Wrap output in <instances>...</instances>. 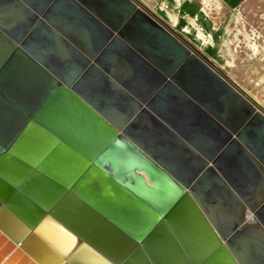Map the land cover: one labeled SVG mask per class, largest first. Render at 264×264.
I'll use <instances>...</instances> for the list:
<instances>
[{
    "label": "water",
    "instance_id": "obj_1",
    "mask_svg": "<svg viewBox=\"0 0 264 264\" xmlns=\"http://www.w3.org/2000/svg\"><path fill=\"white\" fill-rule=\"evenodd\" d=\"M263 171L264 111L138 0H0V264H264Z\"/></svg>",
    "mask_w": 264,
    "mask_h": 264
},
{
    "label": "crops",
    "instance_id": "obj_2",
    "mask_svg": "<svg viewBox=\"0 0 264 264\" xmlns=\"http://www.w3.org/2000/svg\"><path fill=\"white\" fill-rule=\"evenodd\" d=\"M138 1L264 111L244 88L239 76L246 58L260 55V59H264V26L262 29L252 27L261 35L259 40L253 41L250 33L244 32L247 25L243 12L256 10V4L264 0ZM259 16L264 17V8ZM246 50L250 53L245 58ZM251 183L250 191L256 194L257 200H263L264 171Z\"/></svg>",
    "mask_w": 264,
    "mask_h": 264
},
{
    "label": "rangeland",
    "instance_id": "obj_3",
    "mask_svg": "<svg viewBox=\"0 0 264 264\" xmlns=\"http://www.w3.org/2000/svg\"><path fill=\"white\" fill-rule=\"evenodd\" d=\"M256 10L249 11L245 10L244 12V22H246L245 34L250 33L251 30H255L252 27L264 26V17L259 16V11L264 8V2H258L256 4ZM250 50H246L245 58L249 56ZM260 55L257 58H246L244 63V69L240 70V80L244 85V88L248 93L258 102L262 107H264V59H260ZM256 82H259V85H256ZM2 243H0V249L2 248ZM15 249L8 252L5 259L10 257V254ZM21 256H16L9 264H17L18 259Z\"/></svg>",
    "mask_w": 264,
    "mask_h": 264
},
{
    "label": "built area",
    "instance_id": "obj_4",
    "mask_svg": "<svg viewBox=\"0 0 264 264\" xmlns=\"http://www.w3.org/2000/svg\"><path fill=\"white\" fill-rule=\"evenodd\" d=\"M250 38L253 40V41H256V40H259L261 38V35L259 34V32L257 30H251L250 31Z\"/></svg>",
    "mask_w": 264,
    "mask_h": 264
},
{
    "label": "bare ground",
    "instance_id": "obj_5",
    "mask_svg": "<svg viewBox=\"0 0 264 264\" xmlns=\"http://www.w3.org/2000/svg\"><path fill=\"white\" fill-rule=\"evenodd\" d=\"M206 4H207V3H206ZM0 243H2V244L4 245L6 242H5V241H3V242L0 241ZM3 245H2V246H3ZM12 249H15V248H12ZM12 249H11V250H12ZM0 250H1V249H0ZM14 252H15V250L12 252V254H14ZM19 256H20V255H19ZM14 258H15V257H13V258L10 260L9 257H8L7 259H9V260L7 261L6 264H9V262L12 261ZM5 260H6V259H5ZM27 263H28V262H27ZM25 264H26V263H25Z\"/></svg>",
    "mask_w": 264,
    "mask_h": 264
}]
</instances>
